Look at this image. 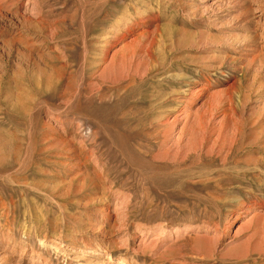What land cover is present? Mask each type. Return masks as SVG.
Masks as SVG:
<instances>
[{
    "label": "rangeland",
    "instance_id": "obj_1",
    "mask_svg": "<svg viewBox=\"0 0 264 264\" xmlns=\"http://www.w3.org/2000/svg\"><path fill=\"white\" fill-rule=\"evenodd\" d=\"M0 264H264V0H0Z\"/></svg>",
    "mask_w": 264,
    "mask_h": 264
},
{
    "label": "bare ground",
    "instance_id": "obj_2",
    "mask_svg": "<svg viewBox=\"0 0 264 264\" xmlns=\"http://www.w3.org/2000/svg\"><path fill=\"white\" fill-rule=\"evenodd\" d=\"M36 3V2H35ZM26 18V17H25ZM13 43V42H12ZM113 64V63H112ZM115 64V63H114ZM123 65V64H122ZM103 73H104V71H102ZM128 76H127V78L126 79H128V78H130V80H135L136 79V76H138V75H136V74H134L133 72H131V70L130 69H128ZM139 74V73H138ZM122 75V74H121ZM144 75V74H143ZM105 77V76H104ZM118 81H119V78H118ZM116 82H117V80H116ZM224 118V117H223ZM226 118V117H225ZM224 118V119H225ZM224 119L222 120V121H220V126H219V131L223 134V135H225V133L224 132H226V130L228 129V131H229V125H226V122H224ZM215 121V120H214ZM238 125V124H237ZM171 126V125H170ZM239 127V126H238ZM175 128V127H174ZM235 128H233L232 129V133L230 134L229 133V135H231L230 137H229V141H228V143L227 142H225L223 145H222V149H226L227 147H229V145H231L232 144V142H233V139L234 138H236L235 136H237L238 134H237V130H239V129H237L236 131L234 130ZM218 131V130H217ZM228 131H227V134H228ZM239 132V131H238ZM167 133V132H166ZM155 134V133H154ZM162 134V133H161ZM214 134H216V132L214 133ZM239 134H240V132H239ZM221 135V134H220ZM219 135V136H220ZM165 136V135H164ZM219 136L215 139V145H217L218 144V140H219ZM164 138V137H163ZM226 138V137H225ZM223 139V138H222ZM223 140H225V139H223ZM226 141V140H225ZM234 141H235V139H234ZM115 142V141H114ZM165 142V141H164ZM233 145V144H232ZM235 145V144H234ZM202 146V145H201ZM233 148V147H232ZM223 153V152H222ZM228 154V153H227ZM232 155V154H231ZM225 156V155H224ZM229 156V155H228ZM227 156V157H228ZM225 159H226V157H225ZM224 159V160H225ZM226 161V160H225ZM228 161V160H227ZM100 175V174H99ZM248 192H249V190H248ZM251 200V199H250ZM250 202V201H249ZM245 204V203H244ZM246 207H247V209H252V208H255V207H260V206H263L261 203H258V204H255L254 206L251 204V203H247L246 205H245ZM160 236H158V238H159ZM169 237V236H168ZM184 237V236H183ZM160 239V238H159ZM158 239V240H159ZM155 240V239H154ZM179 240V239H178ZM171 244H173V242L171 243ZM174 245V244H173ZM169 247H171V246H169ZM201 247V246H200ZM173 248V247H172ZM167 249V248H166ZM170 249V248H169ZM173 250V249H172ZM169 251V250H168ZM179 263V262H178Z\"/></svg>",
    "mask_w": 264,
    "mask_h": 264
}]
</instances>
